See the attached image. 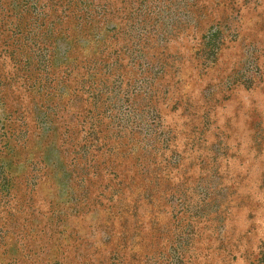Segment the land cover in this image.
I'll return each instance as SVG.
<instances>
[{"label": "rangeland", "instance_id": "1", "mask_svg": "<svg viewBox=\"0 0 264 264\" xmlns=\"http://www.w3.org/2000/svg\"><path fill=\"white\" fill-rule=\"evenodd\" d=\"M0 264H264V0H0Z\"/></svg>", "mask_w": 264, "mask_h": 264}]
</instances>
